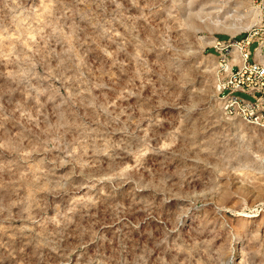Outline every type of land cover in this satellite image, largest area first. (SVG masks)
Wrapping results in <instances>:
<instances>
[{
    "label": "rangeland",
    "instance_id": "rangeland-1",
    "mask_svg": "<svg viewBox=\"0 0 264 264\" xmlns=\"http://www.w3.org/2000/svg\"><path fill=\"white\" fill-rule=\"evenodd\" d=\"M220 1L0 0V264H264Z\"/></svg>",
    "mask_w": 264,
    "mask_h": 264
},
{
    "label": "built area",
    "instance_id": "built-area-1",
    "mask_svg": "<svg viewBox=\"0 0 264 264\" xmlns=\"http://www.w3.org/2000/svg\"><path fill=\"white\" fill-rule=\"evenodd\" d=\"M220 2L229 17L249 23L239 38L215 39L214 47L223 56V67H219L222 108L225 114L247 120L250 125H264V0H242L246 3V15L238 14L233 0ZM235 40H242V48H235ZM252 45H255L253 49ZM235 60H242V67H235ZM239 94L248 95L252 100Z\"/></svg>",
    "mask_w": 264,
    "mask_h": 264
},
{
    "label": "bare ground",
    "instance_id": "bare-ground-1",
    "mask_svg": "<svg viewBox=\"0 0 264 264\" xmlns=\"http://www.w3.org/2000/svg\"><path fill=\"white\" fill-rule=\"evenodd\" d=\"M233 8H237V12H239L240 15H246V3L242 2V0H233ZM235 48H242V40H235ZM218 57L221 58L220 67H223V56L219 53ZM235 67H242V60H235ZM247 122L249 123V121ZM256 126L264 131V125Z\"/></svg>",
    "mask_w": 264,
    "mask_h": 264
},
{
    "label": "trees",
    "instance_id": "trees-1",
    "mask_svg": "<svg viewBox=\"0 0 264 264\" xmlns=\"http://www.w3.org/2000/svg\"><path fill=\"white\" fill-rule=\"evenodd\" d=\"M239 38V37H238Z\"/></svg>",
    "mask_w": 264,
    "mask_h": 264
}]
</instances>
